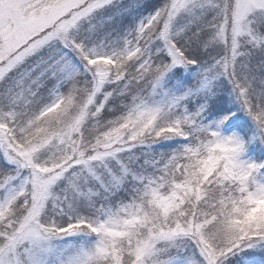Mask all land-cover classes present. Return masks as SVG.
I'll list each match as a JSON object with an SVG mask.
<instances>
[{
  "label": "snow or ice",
  "instance_id": "1",
  "mask_svg": "<svg viewBox=\"0 0 264 264\" xmlns=\"http://www.w3.org/2000/svg\"><path fill=\"white\" fill-rule=\"evenodd\" d=\"M0 264H264V0H0Z\"/></svg>",
  "mask_w": 264,
  "mask_h": 264
},
{
  "label": "rangeland",
  "instance_id": "2",
  "mask_svg": "<svg viewBox=\"0 0 264 264\" xmlns=\"http://www.w3.org/2000/svg\"><path fill=\"white\" fill-rule=\"evenodd\" d=\"M251 155H253V153Z\"/></svg>",
  "mask_w": 264,
  "mask_h": 264
},
{
  "label": "trees",
  "instance_id": "3",
  "mask_svg": "<svg viewBox=\"0 0 264 264\" xmlns=\"http://www.w3.org/2000/svg\"><path fill=\"white\" fill-rule=\"evenodd\" d=\"M255 155V153H253Z\"/></svg>",
  "mask_w": 264,
  "mask_h": 264
}]
</instances>
